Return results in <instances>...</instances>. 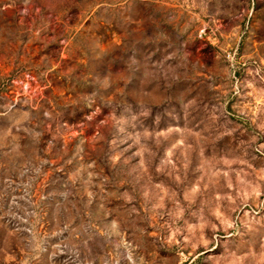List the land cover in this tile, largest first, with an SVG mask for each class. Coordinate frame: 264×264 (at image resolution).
Wrapping results in <instances>:
<instances>
[{
	"label": "rangeland",
	"instance_id": "obj_1",
	"mask_svg": "<svg viewBox=\"0 0 264 264\" xmlns=\"http://www.w3.org/2000/svg\"><path fill=\"white\" fill-rule=\"evenodd\" d=\"M0 264H264V0H0Z\"/></svg>",
	"mask_w": 264,
	"mask_h": 264
}]
</instances>
